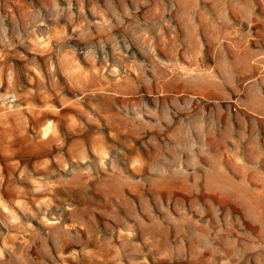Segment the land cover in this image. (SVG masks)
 Masks as SVG:
<instances>
[{
  "label": "rangeland",
  "instance_id": "374dc122",
  "mask_svg": "<svg viewBox=\"0 0 264 264\" xmlns=\"http://www.w3.org/2000/svg\"><path fill=\"white\" fill-rule=\"evenodd\" d=\"M0 98V264H264V0H0Z\"/></svg>",
  "mask_w": 264,
  "mask_h": 264
},
{
  "label": "bare ground",
  "instance_id": "6f19581e",
  "mask_svg": "<svg viewBox=\"0 0 264 264\" xmlns=\"http://www.w3.org/2000/svg\"><path fill=\"white\" fill-rule=\"evenodd\" d=\"M12 98V97H11ZM1 99V98H0ZM13 99V98H12ZM13 102V101H12ZM6 103H7V100H6ZM8 104V103H7ZM43 128L42 129V132H41V140H48L49 139V136H50V129L47 128V127H41Z\"/></svg>",
  "mask_w": 264,
  "mask_h": 264
},
{
  "label": "built area",
  "instance_id": "2783aa9c",
  "mask_svg": "<svg viewBox=\"0 0 264 264\" xmlns=\"http://www.w3.org/2000/svg\"><path fill=\"white\" fill-rule=\"evenodd\" d=\"M7 103L9 104V103H12V101H13V99L11 98V97H8L7 99Z\"/></svg>",
  "mask_w": 264,
  "mask_h": 264
}]
</instances>
